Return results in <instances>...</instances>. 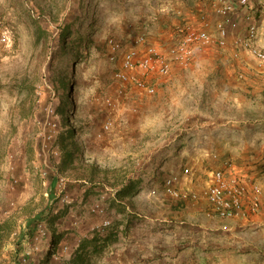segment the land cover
<instances>
[{
	"label": "rangeland",
	"instance_id": "374dc122",
	"mask_svg": "<svg viewBox=\"0 0 264 264\" xmlns=\"http://www.w3.org/2000/svg\"><path fill=\"white\" fill-rule=\"evenodd\" d=\"M90 2L0 0V37L7 36V41L0 43V220L9 217L13 226L0 247V264H15L22 251L26 220L38 215L52 236L60 238L91 236L92 229L96 232L104 222H110L103 233L117 230L120 240L94 264L154 262L163 244L175 252L173 239L162 243L164 223L157 218L159 202L166 197V178L179 174L182 191L200 192L225 160L243 173L264 166V92L258 91L264 89V73L256 70L248 55L237 60L234 50L213 47L200 51L190 68H174L168 77L154 78L151 83L156 92L152 96L122 88L113 79L114 65L107 59L110 38L127 47L144 34L150 44L167 48L173 44L175 24L201 26L203 10L199 9L209 0H189L186 5L182 0ZM83 6L93 8V13L81 10ZM176 10L182 14L177 16ZM66 20L79 27L88 47L75 64L74 78L69 55L59 56L55 44L58 28ZM37 27L47 32L48 39L39 44ZM238 66L247 70L244 79L237 76ZM71 79L69 88L64 89L62 81ZM221 83L230 87L221 89ZM106 98L117 104L115 110L105 107ZM57 108L67 113L73 120L71 126L78 130L73 144L80 152L75 166L65 173L48 161L50 148H60V138L67 133ZM107 117L113 119L110 131L102 128ZM49 135L55 139L53 146ZM186 168L190 174L183 176ZM92 169L94 183L88 177ZM43 171L48 174V186L52 176L66 179L73 205L57 214L50 209L40 177ZM128 183L137 187L129 195L132 205H127V213L140 216L136 215L125 234L126 218L111 207L108 194L115 199L117 188ZM89 188H96V193H89L86 199ZM4 192L12 195L14 206L9 202L5 208ZM96 204L102 206V213L93 212ZM139 240L144 242L143 253L139 252L140 242L135 243ZM49 252L56 251L46 255ZM46 255L32 264H46ZM60 258L68 264L70 255Z\"/></svg>",
	"mask_w": 264,
	"mask_h": 264
},
{
	"label": "built area",
	"instance_id": "2783aa9c",
	"mask_svg": "<svg viewBox=\"0 0 264 264\" xmlns=\"http://www.w3.org/2000/svg\"><path fill=\"white\" fill-rule=\"evenodd\" d=\"M253 2L254 0H237L236 3L213 0L210 2L214 14L221 18L242 12L243 29L237 24L228 26L222 20L212 27L202 13L201 26L196 27L189 22L175 24L171 34L174 41L167 48L150 44L144 34L135 37L127 47L110 38L107 41V59L114 65V81L122 88L135 89L152 96L156 92L155 86L151 83L154 78L168 77L174 68H190L200 51L213 47L226 50L229 45L235 52L234 58L237 57L239 60L240 52H245L253 60L256 70L264 73V48L259 45V22L251 5ZM181 14V10H176L177 16ZM6 41V34H2L0 43ZM237 76L245 78L241 69L237 71ZM104 105L109 110L117 108V104L111 98H106ZM112 126L113 119L107 117L102 126L103 130L110 131ZM47 139L50 142L52 136H47ZM54 154L57 155L56 152ZM183 174L189 175L190 170L184 169ZM40 177L46 189L44 196L48 197L49 207L55 214L61 208L73 205L67 191L66 179L57 176L56 194L53 197L48 192L47 172H41ZM180 180L179 174H172L166 178L163 183L164 195L177 201L190 200L194 203L205 201L208 205L205 212L209 218L245 220L253 215L264 214V170L243 173L237 171L235 164L225 160L211 173L207 187L200 192L182 191L179 186ZM16 183L15 180L14 184ZM152 193L155 194V191ZM9 206H14V203L10 202ZM92 210L97 214L103 212L99 204ZM109 225L110 222H104L102 228H98L96 232H103ZM23 231L24 235L19 236L22 251L18 254L15 264H32L39 256L42 259L48 251L54 250L56 252L52 257L56 264H65L60 256L70 255L81 240H77L73 246L69 243L55 244L52 233L43 219L37 220L32 226L24 225ZM92 231L95 232L94 229ZM15 235L17 233H14Z\"/></svg>",
	"mask_w": 264,
	"mask_h": 264
},
{
	"label": "crops",
	"instance_id": "0c3cea01",
	"mask_svg": "<svg viewBox=\"0 0 264 264\" xmlns=\"http://www.w3.org/2000/svg\"><path fill=\"white\" fill-rule=\"evenodd\" d=\"M211 1L209 0L205 7L199 9V11L203 10L201 12L204 13L208 22H213L212 27L216 22L222 20L228 26L237 24L240 29L242 28V12L232 14L227 18L218 17L210 7ZM213 1L237 2V0ZM251 5L259 22V45L264 48V0H254ZM226 50L231 52L233 48L229 45ZM243 53L244 55H241V57L247 55L245 52ZM238 64L240 65V63ZM238 67L247 74L246 68ZM255 83L250 85L252 86ZM229 87L228 83L220 84L221 89H228ZM258 91L264 92V89ZM2 195L4 198L2 202L5 203L6 208L7 203L13 202L14 198L10 193L4 192ZM108 195L111 205L114 199L112 195ZM164 198V201L159 202L158 209L160 210L157 217L159 221L164 223L161 225V232L164 234L162 243L170 241L169 238L173 239L172 241L176 243L173 244L175 252L166 250L167 246L163 244V246H159L163 248L158 250V259L148 264H264V214L253 215L245 220L209 218L205 212L208 207L206 202L197 203V206H195L186 201L174 202L173 200L170 201L169 198ZM126 200L128 206L132 205L129 199ZM136 215L140 216L139 214ZM27 222L28 220H26ZM21 235L23 236L24 232ZM72 235L74 234L64 235L60 238V243L71 244L73 242ZM83 237L76 236L75 238L79 240ZM139 242L141 247L139 252L143 253V250L146 251L143 248L144 242L139 240L135 243L138 244ZM147 251H149V248ZM141 259H144L142 255ZM11 264H14V262L12 261ZM142 264H145V262Z\"/></svg>",
	"mask_w": 264,
	"mask_h": 264
},
{
	"label": "trees",
	"instance_id": "16d2710c",
	"mask_svg": "<svg viewBox=\"0 0 264 264\" xmlns=\"http://www.w3.org/2000/svg\"><path fill=\"white\" fill-rule=\"evenodd\" d=\"M93 0H91L92 2ZM189 0H182V2L186 5L188 4ZM90 2V3H91ZM84 4V2H83ZM82 4V5H83ZM83 9H90L85 8L84 6L81 8ZM92 10L93 8L90 9ZM173 14V13H172ZM175 15V14H174ZM66 23L61 25L58 30V38L55 41L56 48L59 51V56L61 55H69L70 60L72 61L70 70H71V76L73 77V74L75 73L76 69V63L78 62L79 57L82 55V50H87L88 47L85 45V42L83 44V38L80 33L79 27H75L74 21L66 20ZM36 42L39 44L41 40H48L46 35L47 32L43 31L40 27L36 28ZM87 41V40H86ZM89 41V40H88ZM133 41V40H132ZM46 43V42H45ZM88 44V42H87ZM74 78V77H73ZM71 80H63L62 85L65 88H69L70 83H72ZM57 111H59L62 115L63 121L66 123V135L61 137L60 139V148L58 145H55L54 148H50L51 155L50 160L48 159L49 163H55L57 166L56 170H58L59 173H65L71 170L75 166L76 156L80 152L79 147L77 144H73L75 140V136L78 134V130L75 127L71 126L72 119L67 116V113L64 112L62 108H57ZM50 144L53 146L55 143V139H52ZM56 152L57 155L54 154ZM259 170H264V166H260ZM94 170L92 169L90 172L89 180L93 182L94 178ZM49 187H50V193L51 196L54 195V188L57 183V177L52 176L50 179ZM94 183V182H93ZM94 187V186H91ZM90 187V188H91ZM137 187V185L128 183L126 186H122L117 188V191L115 193V199L113 204L111 203V207L115 208L117 213L120 215L125 216V227L122 230V233L124 232L127 234V231L129 230V225L131 222L135 221L137 219V216L134 214H128L127 213V200L129 198V195H132L134 193V189ZM88 189L85 190V198L89 196V193H92L96 188L94 189ZM96 193V192H93ZM90 197V196H89ZM37 220H40L39 215L36 217L34 216L32 220H29L27 222V225L32 226L34 222ZM12 220L10 219H3L0 220V247L4 245L5 242H7V237L10 234V231L12 229ZM119 233L117 230H112L110 232H94L91 234V236H84L81 238L77 248H75L71 254L70 258L68 260V264H94L96 260L101 257V255L108 249L110 246L115 245L119 242L120 238ZM75 239V240H74ZM53 241L55 244H62L60 243V237L53 236ZM73 242L71 243L72 246L77 241L76 238H73ZM45 258V263L48 264L50 261H52V253H48ZM53 262V261H52ZM53 264H56L54 261Z\"/></svg>",
	"mask_w": 264,
	"mask_h": 264
}]
</instances>
